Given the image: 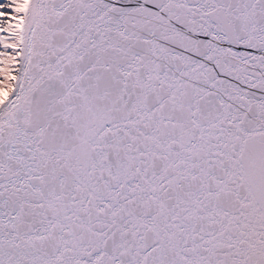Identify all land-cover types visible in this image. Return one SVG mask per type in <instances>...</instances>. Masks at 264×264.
Returning a JSON list of instances; mask_svg holds the SVG:
<instances>
[{"label":"snow or ice","instance_id":"obj_1","mask_svg":"<svg viewBox=\"0 0 264 264\" xmlns=\"http://www.w3.org/2000/svg\"><path fill=\"white\" fill-rule=\"evenodd\" d=\"M0 264H264V0H0Z\"/></svg>","mask_w":264,"mask_h":264}]
</instances>
